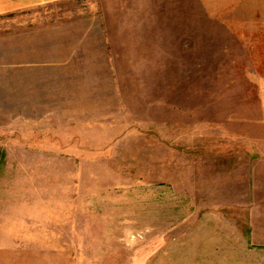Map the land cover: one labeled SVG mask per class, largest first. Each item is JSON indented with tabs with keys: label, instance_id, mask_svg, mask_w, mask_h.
Wrapping results in <instances>:
<instances>
[{
	"label": "rangeland",
	"instance_id": "obj_1",
	"mask_svg": "<svg viewBox=\"0 0 264 264\" xmlns=\"http://www.w3.org/2000/svg\"><path fill=\"white\" fill-rule=\"evenodd\" d=\"M0 264H264V0L0 12Z\"/></svg>",
	"mask_w": 264,
	"mask_h": 264
},
{
	"label": "crops",
	"instance_id": "obj_2",
	"mask_svg": "<svg viewBox=\"0 0 264 264\" xmlns=\"http://www.w3.org/2000/svg\"><path fill=\"white\" fill-rule=\"evenodd\" d=\"M54 1L57 0H0V12H9L36 4Z\"/></svg>",
	"mask_w": 264,
	"mask_h": 264
}]
</instances>
